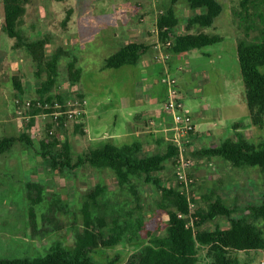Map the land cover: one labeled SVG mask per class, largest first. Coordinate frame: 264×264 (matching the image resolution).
<instances>
[{
    "label": "rangeland",
    "instance_id": "374dc122",
    "mask_svg": "<svg viewBox=\"0 0 264 264\" xmlns=\"http://www.w3.org/2000/svg\"><path fill=\"white\" fill-rule=\"evenodd\" d=\"M131 1L29 0L21 28L23 38L35 40L49 33L51 40L45 46L46 56L49 57L59 47L65 53L59 60L60 73L52 92L66 93L68 90L66 64L69 57L76 58L81 65L79 81L86 98L83 120L88 129L86 134L82 128L83 135L74 131L72 123L62 130L52 126L53 134L49 137L47 119L44 123H40L41 118L38 117H32L33 122L31 117L19 121V105L15 100L23 97L38 99L43 77L34 75L36 67L26 50L13 48L14 39L0 27V139L26 136L31 141L29 147L23 142H15L0 154V259L43 256L56 242L65 252H72L76 235L83 229L84 204L93 218L104 217L107 225L103 231L105 237L113 227L111 221L114 219L123 226L129 223L133 227L141 225L137 237L129 230L119 244L90 252L98 264H124L132 254L149 246L152 240L166 235L167 215L156 206L160 193L153 184L145 182L144 176L131 177L130 183L118 184L110 170L93 169L84 163L74 166L77 158L90 148L106 142L120 146L139 141L130 130L128 110L121 105L124 96L135 93L138 78L131 82L130 78L126 80L118 74V69L101 68L103 46L101 34H97L115 22H124L125 19L116 20L115 7ZM145 1L159 8H167L170 4V0ZM239 1L219 0L223 9L212 26L191 31L216 34L222 40L201 49L189 50L181 56V70L172 68L170 71V77L179 82L175 80L181 102L190 113L195 128L204 131L199 116L207 115V128L213 130V135L203 133L201 141L194 140L192 134L188 142L179 143L163 137L157 138V142L149 137L142 141L141 156L163 154L169 144L178 148V155L166 161L163 170L154 176L162 186L184 192L190 203L192 222L198 220L197 211L201 213L213 202L218 201L233 210V217L247 216L261 204L264 178L257 168H236L221 159L193 156L195 150L217 146L225 138L243 136L255 145L264 141V126L253 125L249 117L236 50L240 39L254 41L264 37V9H253L248 5V13H245ZM92 5L93 9L87 8ZM175 11L182 29V23L193 12L186 0H178ZM239 11H242L241 16L247 15L243 17L244 21H240ZM62 20L66 22L65 30L71 25L75 29L78 24L84 25V36L77 34L73 42L64 43L67 37L60 25ZM239 23L244 26L250 23L253 28L245 33L242 25L237 29ZM145 24L151 27L149 18ZM181 29L176 27V32L180 33ZM259 69L264 71V67ZM20 81L24 83L20 84ZM68 91L69 94H63L67 96L65 99L77 92ZM163 117L166 125L172 123L170 117ZM114 135L118 136L117 141L111 139ZM50 141H58V150L62 145L67 147V155L62 160L67 159L70 167H53L49 155L54 152L45 157L42 155L49 149H42L41 143L46 146ZM28 184L32 188H28ZM96 186H102L104 192L91 200L87 194ZM38 197L40 201L33 205V231L29 216L30 198ZM253 223L264 236V219H256ZM216 227L227 228V219L217 216L200 228L210 231ZM207 249V246L196 243V264H212ZM232 255L237 264H264V252L260 250L238 251Z\"/></svg>",
    "mask_w": 264,
    "mask_h": 264
},
{
    "label": "trees",
    "instance_id": "16d2710c",
    "mask_svg": "<svg viewBox=\"0 0 264 264\" xmlns=\"http://www.w3.org/2000/svg\"><path fill=\"white\" fill-rule=\"evenodd\" d=\"M61 1V0H54ZM178 0H170L169 7L165 9L157 18L156 30L157 40L162 47H166L173 53H184L191 49H201L203 47L218 43L221 36L191 32L194 29L211 27L213 20L221 14L222 5L219 0H186L188 8L193 12L187 17L183 24V32L177 33L179 19L176 16L174 6ZM3 21L0 27L9 38L14 39L13 48H24L31 61L36 67L34 75L43 77L40 85L38 100L42 103L52 104L53 101L63 102L69 89L77 87L78 71L73 68V62L67 66L68 90L53 93L54 84L59 75V60L65 55L63 48L55 49L51 55L46 56L45 46L49 44L51 36L44 34L40 39L30 40L23 38L21 28L23 27L24 16L29 0H3ZM250 5L253 9L263 8L264 0H240L239 6L247 12ZM70 10L68 13H70ZM238 12L240 21L243 17ZM236 12H234V15ZM238 17V16H237ZM61 28H66L65 20L61 21ZM242 24H237V29ZM245 33L253 26L248 23L242 25ZM149 45L131 43L105 60V67L117 69L123 65H133L139 57L149 49ZM237 58L240 72L244 84L245 101L249 112L251 123L258 127L264 126V71L259 68L264 67V37L258 40L247 41L240 39L236 46ZM15 86L19 84L15 81ZM66 94V95H63ZM76 95L83 98L81 92ZM51 110L35 108L29 112L31 118L42 112ZM32 118L30 121L33 122ZM30 122V123H31ZM75 132L82 135V123H72ZM238 127V124H234ZM47 128L52 124H46ZM56 128V127H55ZM59 129H67L58 127ZM193 134V133H192ZM191 134V135H192ZM48 135V134H47ZM49 136V135H48ZM23 142L27 147L31 141L26 136L3 137L0 139V154L9 150L15 142ZM58 141H50L46 146L41 143V148H48L43 151L45 157L51 152L49 158L52 166L70 167L68 160H62L67 155V147L56 149ZM62 149H64L62 151ZM142 143L135 141L132 144L117 146L110 142L103 143L95 148H90L84 155L77 158L74 166L87 164L93 169L110 170L118 184L131 182V177L144 176L147 183H151L160 193V200L156 202L159 210L167 215L166 235L155 238L149 246L138 250L130 256L124 264H196L197 252L196 243L207 246L208 254L212 258V264H237L233 257L234 252L260 250L264 252V236L254 225L256 219H264V188L261 193V204L252 209L247 216L233 217V210L224 207L221 203L213 202L207 205L203 211H197V221L190 220V203L183 191L177 188L162 186L155 173L162 171L166 161L178 155V148L169 144L163 154H152L141 156ZM63 153V154H62ZM195 158H217L230 163L236 168H257L264 178V141L255 145L247 141L243 136L238 138H225L217 146L201 147L193 152ZM29 185V186H28ZM28 188L32 185L28 184ZM104 192L103 187L96 186L87 197L95 200L97 196ZM135 193V192H134ZM29 209L30 225L33 231V205L40 201V198L32 199ZM208 201V200H207ZM85 219L83 229L76 235L74 250L65 252L60 243L56 242L43 256L22 257L13 259H0V264H98L90 256V252L100 247L115 246L122 242L129 230L138 236L141 225L132 226L121 225L117 220H112L113 227L104 236L106 223L104 217L93 218L84 204ZM217 216L227 219L228 227H216L213 230H203L201 225L206 221L214 220ZM130 241V239H128Z\"/></svg>",
    "mask_w": 264,
    "mask_h": 264
},
{
    "label": "crops",
    "instance_id": "0c3cea01",
    "mask_svg": "<svg viewBox=\"0 0 264 264\" xmlns=\"http://www.w3.org/2000/svg\"><path fill=\"white\" fill-rule=\"evenodd\" d=\"M87 8L91 10L94 6H87ZM167 8H159L153 3L149 5L145 0H132L129 4L126 3L125 5L122 4L115 7L114 16L116 20L125 19L124 22H115V24H112V26L108 28L109 31L105 28L103 31L100 32L99 30V32H97V34H101V43L103 46V66L101 68H106L105 60L108 57L112 56L128 44L139 43L150 46V48L139 57L135 64L123 65L116 70V72L122 75L126 80L130 78L131 82H133L136 77L138 78L135 83V93L131 96H124L121 105L128 110L127 115L131 120L130 130L141 143L144 140L147 141L148 137L151 140H154L155 138V142L158 141L157 138L161 137L165 139H173V133L171 132L173 125L165 124L166 121L163 117L165 115L162 112L163 103L167 98L168 86L166 80L173 79L170 77V71L172 68H178L181 70V56L189 51L184 53H173L166 47H162L158 42L155 24L158 16ZM148 18L151 23L150 28L145 24ZM177 27L181 29L180 21ZM83 28L84 25L82 24L77 25L76 29L78 30L72 25L71 27H67L64 32V36L65 38L67 37V39L64 40V43L67 44L69 41L73 42L77 34L84 36ZM181 30L182 33L183 27ZM69 58L66 66L74 60L72 64L73 68L78 71L77 87L74 88L78 92H81L83 99L85 100V93L83 92L79 81L81 65L76 58ZM154 76H156V78H154ZM176 82L179 84L177 80ZM21 83L24 82L20 81V84ZM85 113L86 111L83 114L81 123L84 132L87 134L88 129L83 120L85 119ZM199 119L202 121L200 125L201 127L203 126L205 132L195 128V132L192 136L194 140H201V135H203V133H206L208 136L213 135V130L207 128V126H209V123L207 122L208 116L200 115ZM111 139L117 141L116 139H118V136L114 135ZM214 146L216 145H212L211 147Z\"/></svg>",
    "mask_w": 264,
    "mask_h": 264
},
{
    "label": "built area",
    "instance_id": "2783aa9c",
    "mask_svg": "<svg viewBox=\"0 0 264 264\" xmlns=\"http://www.w3.org/2000/svg\"><path fill=\"white\" fill-rule=\"evenodd\" d=\"M167 98L163 103L162 112L166 117L172 120L171 132L173 133V140L188 142L190 135L195 132V126L190 113L184 109L181 102V94L178 92L174 79H167ZM76 90L75 88L72 89ZM19 105L17 116L20 120L29 119V112L35 108L51 110L49 112H42L35 117L41 118L40 123L52 124L55 127L66 128L69 123H78L82 121L85 112V100L75 94L71 98L65 99L63 102L53 101L52 104H42L38 99H24L19 98L15 100ZM47 128V127H46ZM53 128H47L49 137L53 134ZM181 179V176H179Z\"/></svg>",
    "mask_w": 264,
    "mask_h": 264
}]
</instances>
